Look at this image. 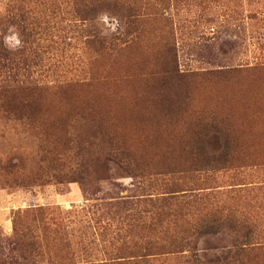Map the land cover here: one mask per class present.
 Returning a JSON list of instances; mask_svg holds the SVG:
<instances>
[{
	"label": "rangeland",
	"instance_id": "obj_1",
	"mask_svg": "<svg viewBox=\"0 0 264 264\" xmlns=\"http://www.w3.org/2000/svg\"><path fill=\"white\" fill-rule=\"evenodd\" d=\"M13 1L18 0H0V16ZM25 1L38 10L35 74L48 86L38 102L56 99L62 104L53 114L46 108L39 112V103L27 120L0 111V264L100 262L130 255L118 246L149 241L166 247L195 243L202 255L223 258L236 238L247 240L246 233L251 242L246 248L251 249L243 260L264 263V151L234 137L228 165L207 167L192 141L196 115L227 121L216 91L264 75V0H122L131 11H103L96 25L114 37L136 30L137 36L108 54L85 45L86 24L73 20L61 0L59 5ZM133 12L141 15L137 26L127 17ZM13 35L18 38L15 28L0 20V37L9 48ZM172 57L179 72L194 76L186 85L192 111L174 124L175 133L188 134L169 138L170 124L161 123L163 114L145 101L151 124L170 141L162 153L158 148L156 155L149 154L120 130L104 122L101 126L90 98L96 92L128 93L131 81L138 88L154 84ZM258 85L263 88L262 79ZM71 94L80 100L69 102ZM241 121L253 141L264 146V110L260 117L243 113ZM100 127L126 150L123 161L107 157L109 144ZM53 154L60 157L59 164L50 160ZM5 161L17 163V171L5 173ZM173 188L188 190L183 201L189 206H174L159 237L134 228L130 212L109 205L147 193L155 198ZM191 192L207 196L194 200ZM212 214H231V221L206 227ZM193 251L154 256V264H187Z\"/></svg>",
	"mask_w": 264,
	"mask_h": 264
},
{
	"label": "trees",
	"instance_id": "obj_2",
	"mask_svg": "<svg viewBox=\"0 0 264 264\" xmlns=\"http://www.w3.org/2000/svg\"><path fill=\"white\" fill-rule=\"evenodd\" d=\"M52 4H57V0H50ZM25 0L13 1L7 5L5 14L0 16V20L15 28L20 40V46L16 49L9 48L0 37V111L14 120H27L39 103L41 104L39 112L46 108V112L53 114L59 113L58 110L62 104L59 100H48L46 103L38 102L37 98L43 90L48 88L46 84L40 83L35 69L39 66L36 60L39 59L37 53L36 35L38 34V20L34 10ZM66 5L65 12L73 20L86 24L84 29V43L87 47L93 49L97 54H108L117 47L124 48L136 38L137 30L134 33H125L121 37H114L112 34L102 32L96 25L98 13L109 9L125 10V2L122 0H61ZM37 5V4H35ZM131 11V9H129ZM139 11V10H138ZM137 12V11H136ZM133 12L129 17L130 25L137 26L141 21V15ZM135 15V16H134ZM123 16H125L123 14ZM173 59V57H172ZM168 61V67L162 70L154 84H146L144 87H136L131 81V86L127 85L128 93L118 94L115 92H96L90 101L94 106V112L99 116V123L104 122L120 133L124 134L127 140L135 143L138 147H144L149 154L158 152V148H163L170 144V141L163 136V130H157L151 124L150 115L144 112L145 101L150 106H155L163 114L158 118L160 122L170 124V137L176 139L174 135L185 136L188 131L176 132L175 123L182 122V115L192 111L188 103L187 83L194 77L188 73H181L176 69L174 59ZM231 72V71H229ZM37 73V72H36ZM38 74V73H37ZM264 82V75L256 76L252 79H246L235 85L220 88L214 93L220 99L224 106L223 112L226 114L227 121L224 118H214L213 116H195V129L192 133V141L198 153L205 156L202 165L213 167L219 165L222 168L230 162L228 149L234 144V137H240V142L245 143L253 149L264 151V146H260L253 141L247 128L241 121V115L246 113L251 117H260L264 110V85L260 88L259 80ZM125 86V85H124ZM142 86V85H141ZM145 87L147 88L144 92ZM142 89V90H141ZM155 90L158 93H155ZM141 91V92H140ZM139 94L141 96H139ZM202 93L198 95L200 98ZM70 96H74L73 98ZM69 102L80 100V96L71 94L67 97ZM42 113V112H41ZM166 117V119H164ZM194 118V117H193ZM176 119V122H175ZM54 125V124H52ZM232 125V127H231ZM93 126V125H92ZM102 126V124H101ZM165 128V127H162ZM167 128V127H166ZM101 136L109 144L107 157L116 162L123 161L126 150L120 145L117 146L112 141L115 140L112 134L104 133L103 128H99ZM234 129V130H233ZM97 131V127L92 132ZM209 146L212 148L209 150ZM153 148V149H151ZM160 153V154H161ZM216 154V155H215ZM127 155V154H126ZM154 155H150L153 157ZM216 158V160H215ZM51 161L60 163V157L55 154L50 158ZM223 165V166H222ZM2 170L11 174L17 171L18 164L15 162H1ZM150 179L160 176H149ZM165 181V178H162ZM188 190L183 188H173L161 192L155 198L150 197L149 193L142 194L141 198L133 201L116 200L110 206L118 210L130 212L133 227L146 232L154 237H159L162 232L163 220L172 216V211L189 206L188 200L184 203L183 199ZM190 191V190H189ZM182 192V193H179ZM192 194V192H191ZM205 196L201 194H192L190 199L201 200ZM217 213V211H214ZM141 220V221H140ZM231 221V214L223 218L212 214L208 217L209 224L222 226L224 222ZM243 241L234 240L228 246L223 258L204 256L197 252V246L194 243L191 246L188 242L178 244L170 243L168 247L160 244L158 241L145 242L143 245L133 244L131 247L118 246L116 249L128 250L130 255L126 257H113L106 261H86L83 264H154V256L164 253L181 251L185 248L193 249L191 256L187 257V264H246L243 260L251 248H246L250 244V234L243 235ZM253 238V234H252ZM30 264H35L31 262ZM264 264V263H262Z\"/></svg>",
	"mask_w": 264,
	"mask_h": 264
},
{
	"label": "clouds",
	"instance_id": "obj_3",
	"mask_svg": "<svg viewBox=\"0 0 264 264\" xmlns=\"http://www.w3.org/2000/svg\"><path fill=\"white\" fill-rule=\"evenodd\" d=\"M11 40H12V43L10 44V47H11L13 50L20 46V43H21V42H20V40H19L18 38H16L15 35H13V36L11 37Z\"/></svg>",
	"mask_w": 264,
	"mask_h": 264
}]
</instances>
